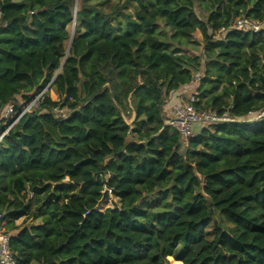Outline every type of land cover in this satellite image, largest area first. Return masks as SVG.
I'll return each mask as SVG.
<instances>
[{
  "label": "trees",
  "instance_id": "1",
  "mask_svg": "<svg viewBox=\"0 0 264 264\" xmlns=\"http://www.w3.org/2000/svg\"><path fill=\"white\" fill-rule=\"evenodd\" d=\"M135 1L0 0V111L59 98L0 143L17 264H264V0ZM197 75L194 106L236 121L179 154L164 107Z\"/></svg>",
  "mask_w": 264,
  "mask_h": 264
},
{
  "label": "built area",
  "instance_id": "2",
  "mask_svg": "<svg viewBox=\"0 0 264 264\" xmlns=\"http://www.w3.org/2000/svg\"><path fill=\"white\" fill-rule=\"evenodd\" d=\"M261 27L262 25L249 18H239L235 29L257 33L261 30ZM46 92L47 89L38 93L32 101L25 103V105H21L17 110L14 104H9L0 111L2 119L7 120V124L4 125L7 129L4 132H0V143L23 116L32 114L35 110H38ZM195 103L196 99L193 95L186 104L180 102L171 107V109H166L167 127L174 129L180 136L179 154L184 153L190 148V140L195 136V128L198 125H219L225 122L236 121L229 112L218 115L213 111H200L194 106ZM56 114L58 116H65L66 111L57 109ZM252 117H256L255 120H259L264 117V111L252 112L250 113V118ZM30 197H33V194H30ZM97 210H100V207H98ZM4 218L5 215L0 214V264H17L16 256L10 247L11 233L6 229Z\"/></svg>",
  "mask_w": 264,
  "mask_h": 264
},
{
  "label": "rangeland",
  "instance_id": "3",
  "mask_svg": "<svg viewBox=\"0 0 264 264\" xmlns=\"http://www.w3.org/2000/svg\"><path fill=\"white\" fill-rule=\"evenodd\" d=\"M76 1L79 4V0H76ZM111 1H112V3L116 2V3H119L120 5H123L125 7V11L126 12H130V13H134L136 5H137L135 0H111ZM238 19H236V21L234 23V27L236 26ZM75 27L76 26L74 24L69 26V31L71 32V34H73V32L75 31ZM220 36H221V34L218 35V37H220ZM202 39H203L202 35L199 32H197L196 35H195V40H197L199 42H202ZM184 50H187V48H185ZM187 52L189 54H191L192 56H194V55H197V54L201 53V48H198V49L190 48V49L187 50ZM199 80H200V76L197 75L195 80H194V83L190 86V89L188 91H186L185 94H182L180 96V98H179V96H176V98H179L180 99L179 101L181 103H185L186 104L189 101L190 97L195 94V90H196L197 85H198V84H196V82L197 81L199 82ZM47 94L49 95V97L52 100L57 101L59 99L58 96L56 95V93L53 90H51V89L48 90ZM169 101L170 100H168L167 103ZM17 103H18L19 106H21V105H25L26 102L20 96V97L17 98ZM167 103L165 104V107H164V114H165L166 118H167V110H169L168 107H166ZM11 104H13V103H11ZM14 106H15V104H14ZM171 107H173V106H169V108H171ZM166 108H167V110H166ZM165 110H166V112H165ZM255 118L256 117L248 118L247 120H245V122L246 121H255ZM6 124H7V120H3L2 116L0 115V125H6ZM198 126H199L198 129H201V128L212 129V127H213L212 125H209V124H202V125H198ZM202 126H204V127H202ZM115 203L117 204V200L110 193H108V195L105 196L104 201L100 204V209L102 211H105L108 208H113ZM22 224H23V220H20V221H18L17 225H22ZM169 260H170L171 264H182V263L174 261L172 258H170Z\"/></svg>",
  "mask_w": 264,
  "mask_h": 264
},
{
  "label": "crops",
  "instance_id": "4",
  "mask_svg": "<svg viewBox=\"0 0 264 264\" xmlns=\"http://www.w3.org/2000/svg\"><path fill=\"white\" fill-rule=\"evenodd\" d=\"M196 84H198V81L196 82ZM195 84V85H196ZM191 86V85H190ZM190 86H188V87H185L182 91H180L179 93H176V94H174L173 95V97L170 99V101L167 103V105H166V107H168V109H171V108H169V106H174V105H176V104H178V103H180V96L182 95V94H185V92L186 91H188L189 89H190ZM198 86V85H197ZM176 96H179V98H176ZM167 109V108H166ZM23 220V219H22ZM24 221V220H23ZM16 224H18V222L16 223ZM18 226H20V225H18Z\"/></svg>",
  "mask_w": 264,
  "mask_h": 264
},
{
  "label": "water",
  "instance_id": "5",
  "mask_svg": "<svg viewBox=\"0 0 264 264\" xmlns=\"http://www.w3.org/2000/svg\"><path fill=\"white\" fill-rule=\"evenodd\" d=\"M77 4H78V2H77ZM71 42H72V39H71ZM71 42H70L69 48H70V46H71ZM59 72H60V70H59ZM59 72H58V73H59ZM58 73H57V74H58ZM57 74H56V76H57ZM108 193H109L108 191L105 192V194H104V199H105V196L108 195Z\"/></svg>",
  "mask_w": 264,
  "mask_h": 264
}]
</instances>
